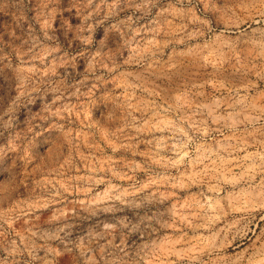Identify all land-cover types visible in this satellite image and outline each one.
<instances>
[{"label":"rangeland","instance_id":"1","mask_svg":"<svg viewBox=\"0 0 264 264\" xmlns=\"http://www.w3.org/2000/svg\"><path fill=\"white\" fill-rule=\"evenodd\" d=\"M240 24L264 0H0V264H264Z\"/></svg>","mask_w":264,"mask_h":264},{"label":"bare ground","instance_id":"2","mask_svg":"<svg viewBox=\"0 0 264 264\" xmlns=\"http://www.w3.org/2000/svg\"><path fill=\"white\" fill-rule=\"evenodd\" d=\"M258 21V20H257ZM256 22V21H255ZM246 23V22H245ZM239 27V29H240V36H238V37H240V39H239V46H243L245 49H249L250 50V52H252L254 49H258V48H260V45L263 43H261L260 41H258L257 39H256V37L254 36L253 37V35L251 36H249V33H251V31L249 32V30H248V28L250 27V25L248 24L247 26H244L243 27V25H241L240 24V26H238ZM237 27V28H238ZM254 27V26H253ZM230 29H231V27H230ZM238 29V30H239ZM233 30V27H232V29H231V31ZM257 30V29H256ZM230 31V30H229ZM237 31V30H236ZM254 32V31H253ZM252 32V33H253ZM255 33H257V32H255ZM263 33V32H262ZM237 34V33H236ZM229 36V35H228ZM232 36V35H231ZM260 36V35H259ZM226 39H227V37H226ZM262 39V38H261ZM264 40V39H263ZM224 41V40H223ZM222 41V43H224ZM234 41V40H233ZM238 42V41H237ZM232 42H231V38H228L226 41H225V45H230ZM234 43V42H233ZM262 49L264 50V46H263V44H262ZM263 50H262V53H263ZM264 54V53H263ZM262 54V55H263ZM264 57V56H263ZM163 252V251H162ZM161 254V253H160ZM168 256V257H167ZM160 257V256H159ZM162 260L161 261H158V262H153V261H150L148 264H173V261H171L170 260V257H169V252L168 251H166V250H164V252H163V254H161V257H160ZM166 258V261L165 260H163V259H165Z\"/></svg>","mask_w":264,"mask_h":264}]
</instances>
